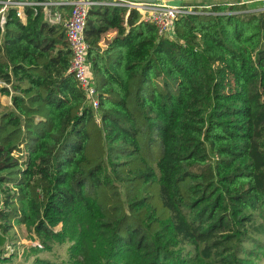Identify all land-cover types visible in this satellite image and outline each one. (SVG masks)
<instances>
[{
  "label": "trees",
  "instance_id": "obj_1",
  "mask_svg": "<svg viewBox=\"0 0 264 264\" xmlns=\"http://www.w3.org/2000/svg\"><path fill=\"white\" fill-rule=\"evenodd\" d=\"M195 11L89 10L98 113L65 29L0 14V264H264V9Z\"/></svg>",
  "mask_w": 264,
  "mask_h": 264
},
{
  "label": "built area",
  "instance_id": "obj_2",
  "mask_svg": "<svg viewBox=\"0 0 264 264\" xmlns=\"http://www.w3.org/2000/svg\"><path fill=\"white\" fill-rule=\"evenodd\" d=\"M260 2L264 4V0H242L237 2V4L249 5ZM4 4L6 8H14L19 16H23L24 9L26 8L36 9L38 6L50 8V6L55 3H35L28 0H5ZM70 4L72 5L71 13L65 24L66 38L72 53L69 72L74 75L84 92L86 104L92 107L97 113L100 107L99 90L89 60V44L86 39L89 10L94 6L100 5L125 7L129 11L137 10L140 14V19L145 22L153 23L157 27L160 35L174 37L175 23L179 17L186 13L196 12L195 9L198 7V5L172 3L171 1L147 3L132 0H74L70 2ZM262 9H264V6ZM49 12L50 10L48 9L47 13ZM2 21H5L4 17Z\"/></svg>",
  "mask_w": 264,
  "mask_h": 264
},
{
  "label": "crops",
  "instance_id": "obj_3",
  "mask_svg": "<svg viewBox=\"0 0 264 264\" xmlns=\"http://www.w3.org/2000/svg\"><path fill=\"white\" fill-rule=\"evenodd\" d=\"M4 1L5 0H0V4H2V7L0 8V14L2 16V19H3V17L6 19V17H5L6 12L9 9V8L5 7ZM28 1H32L35 3H44V2L55 3L52 6H50V8H46L45 6H38L36 9L35 8H33V9H35L37 11L38 8H42L44 17L49 23L61 25L65 29V24L70 17L71 8H72V5L70 4V2H72L74 0H28ZM179 1L180 2H178V3H185V4H189V5H193V4L194 5H198V4L212 5V4H219V3H231L232 4V3L240 2L242 0H179ZM104 6H108V5H100L99 7H104ZM248 6L250 7V9L253 8L255 11V10L262 9L264 4L262 2H260V3H255V4H249ZM108 7H114V6H108ZM26 9H24V15L23 16L18 15L24 22H26V20H27ZM48 9L50 10L49 13H47ZM253 9H251V10H253ZM128 13L129 12H127L126 15H128ZM92 18L93 19L97 18L98 24H102L101 20H104V17H102V15H95L94 14ZM4 22L2 21V23H4ZM125 26H126V23H125ZM123 37H124V35L121 34L117 28H111V29L107 30L105 33H103V35L99 41V46H100L101 52H104L105 50L109 49L111 47L112 43L114 42V40H117L118 38H123ZM116 53L117 52L114 51V53L112 55H114ZM0 102L3 106L11 108L12 107V96L11 95H2V96H0ZM0 198H1V193H0ZM0 207H1V204H0ZM25 228L26 227L23 225L20 231L26 232L27 229H25ZM21 235H22V239H23L24 234H21Z\"/></svg>",
  "mask_w": 264,
  "mask_h": 264
},
{
  "label": "rangeland",
  "instance_id": "obj_4",
  "mask_svg": "<svg viewBox=\"0 0 264 264\" xmlns=\"http://www.w3.org/2000/svg\"><path fill=\"white\" fill-rule=\"evenodd\" d=\"M172 3H178V2H180V1H171ZM202 7H204V6H200V8H202ZM207 7V6H206ZM210 6H208V8H209ZM26 229V228H25ZM23 232V231H22ZM22 234H24L23 235V239H22V242L23 243H27V244H31V243H35L34 241H32V240H30L28 237H29V232L28 231H24Z\"/></svg>",
  "mask_w": 264,
  "mask_h": 264
},
{
  "label": "water",
  "instance_id": "obj_5",
  "mask_svg": "<svg viewBox=\"0 0 264 264\" xmlns=\"http://www.w3.org/2000/svg\"><path fill=\"white\" fill-rule=\"evenodd\" d=\"M132 1L156 3V2H161V1H179V0H132Z\"/></svg>",
  "mask_w": 264,
  "mask_h": 264
}]
</instances>
